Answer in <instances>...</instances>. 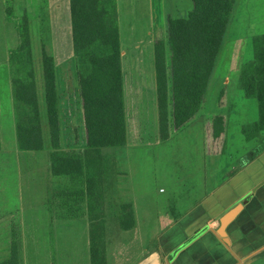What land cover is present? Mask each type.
<instances>
[{"label": "trees", "instance_id": "trees-1", "mask_svg": "<svg viewBox=\"0 0 264 264\" xmlns=\"http://www.w3.org/2000/svg\"><path fill=\"white\" fill-rule=\"evenodd\" d=\"M73 52L76 57L80 98L86 132V148L65 149L55 58L43 51L44 108L38 96L31 54L30 24L23 18L20 44L14 51L24 69L13 79L17 145L20 151L35 152L50 147L53 176L69 180L67 188L56 191L52 202L68 219L87 217L90 222L91 264H107L105 240L104 176L106 161L102 149L127 145L121 41L117 0H69ZM186 18H169L171 94L163 45H157L158 108L161 138H169L172 121L183 129L203 107L220 55L235 0H191ZM10 18L12 8H7ZM9 18V19H10ZM24 58L22 59V57ZM241 86L248 98H255L259 119L245 129L247 139L264 131V35L254 38V60L244 65ZM45 120V122H44ZM214 136L224 130L216 116ZM264 151L261 146L250 160ZM119 223L123 230L135 227L133 205L123 204ZM16 235L10 257L0 264H21Z\"/></svg>", "mask_w": 264, "mask_h": 264}, {"label": "crops", "instance_id": "crops-1", "mask_svg": "<svg viewBox=\"0 0 264 264\" xmlns=\"http://www.w3.org/2000/svg\"><path fill=\"white\" fill-rule=\"evenodd\" d=\"M125 3L127 4V1ZM156 4L157 7L160 5L163 7L160 13L163 15L159 14L155 22L161 20L160 27L165 32V37H160V27L155 28L154 33L150 34L151 45H153L150 65L141 64V58L135 64L129 60L124 62L123 58L128 54L127 50L121 49L127 144L129 136L136 139L141 137L139 140L145 142L150 140L149 136L155 132L153 128V131L147 134V118L138 112L143 89L148 90L146 76L149 75V78L155 80V112L159 129L158 135L152 137L154 141L162 142L159 143L162 146L176 136L180 137L182 134L179 132L188 127H192L191 129L196 132L187 136V140L191 142L189 150L186 151L189 178L185 179L183 175L178 174L176 180L170 184V189L163 187L158 189L152 182H147L140 177L135 178L132 168L123 169L122 173L117 174L116 180H107L108 169L106 168L105 211L107 204L114 205L120 210L123 204L130 203L133 205L135 215L133 229L125 231L120 226V230L114 229L110 237L105 222L107 264H264V151L250 160L259 148L253 149L245 145L236 147L234 142L238 136L230 133V125L232 120L237 121L239 134L244 136L248 143L261 137V146L264 145V131L255 138H246L244 131L253 124L244 117L247 113L245 107L247 103L244 101H248V97L245 95V100L239 102L240 108L236 110L229 88L231 76L240 79L242 69L247 64L243 61L247 45L246 34L250 30L256 32L252 38L253 48L254 38L264 35V0H235L233 23L231 21L229 23L234 28L233 36L229 34V26L226 32L227 39L225 35L218 57L220 58L219 66L216 63L217 72L215 67L205 95L206 98L213 80L217 78L219 81L215 92L220 95L215 105H218L221 111L216 114L208 112L205 109L206 101H204L202 111L196 116L198 118H193L183 129L176 130L172 121L170 122V135L166 140L161 138L159 124L157 45L159 43L163 45L170 95L169 11L179 10L181 0H158ZM149 5L153 7L155 2L150 0ZM62 6L63 2H58L56 9L51 10V13L61 14ZM117 6L119 22L120 0H117ZM52 20L55 27L54 15ZM58 21L60 32L63 24L60 20ZM63 23L67 29V23L70 24L69 6L67 15L65 13L63 16ZM71 29L70 25V33ZM119 30L121 41L120 24ZM78 97L81 106L79 86ZM213 115L221 116L224 120V130L219 137L214 136L213 122L216 116ZM194 142L196 144H193ZM196 145L201 148V155L193 149ZM149 146L152 144L150 143ZM104 149L102 154L108 166V162H112L115 156L108 157V160L103 153ZM136 153L139 158L153 162L157 154L151 149H139ZM225 160L228 162L222 165ZM179 169H183L182 165ZM119 176L122 177L121 181H117ZM138 181L140 184H137ZM243 201L246 203L244 204ZM235 208L239 210L222 231L221 218Z\"/></svg>", "mask_w": 264, "mask_h": 264}, {"label": "rangeland", "instance_id": "rangeland-1", "mask_svg": "<svg viewBox=\"0 0 264 264\" xmlns=\"http://www.w3.org/2000/svg\"><path fill=\"white\" fill-rule=\"evenodd\" d=\"M56 1L0 0V262L10 257L13 237L16 235L14 239L18 244L21 264H91L88 218L72 220L61 216L62 212L52 202L53 194L58 190L65 189L70 185V182L64 177L52 175L49 163L50 147L47 146L44 150L37 152H21L17 145L13 79L18 75V71L23 74L24 69L22 65H16L19 63L14 51L20 44L22 21L27 16L30 24L31 54L41 106L44 105L42 57L45 50L57 60L62 145L65 149L83 150L86 148L82 104L80 106L78 97L79 85L76 57L73 52L72 29L70 33V1ZM149 1L120 0L121 49L127 50L128 54L123 58L124 62L129 60L135 64L141 58V64L150 65L151 63L153 45H151L152 36L150 34H153L154 29L159 28L162 24L161 20L157 23L155 20L162 12L163 7L160 4L157 7L158 0H153L155 2L153 7L149 5ZM58 2H63V10L61 14H52L51 10L56 9ZM68 6L70 24L67 23L66 29L63 16L65 13L67 15ZM9 7L13 9V18L7 14ZM192 9L191 0H181L179 10H170L169 15L172 18H186ZM53 15L55 27L53 26ZM58 20L63 24L60 32L57 25ZM231 22L233 23V18ZM233 32L234 28L231 24L229 34L233 36ZM255 34L256 32L252 30L246 34L247 45L243 55L244 63L254 60L252 38ZM160 35L161 38L165 37L162 27H160ZM219 62L220 58L217 66H219ZM146 79L149 84L147 85L148 90L143 89L138 112L147 118V134L149 135L153 128L155 132L149 136L150 140L145 142L139 140L141 137L136 139L129 136L126 146L104 149L103 153L106 158L115 156L112 162H108V166L106 162L107 180L112 181L117 174L123 172V169L132 168L135 178L140 177L147 182H152L158 189L160 187L170 189V184L176 180L178 174L183 175L185 179L189 178L186 151L189 150L191 142L187 140V136L196 132L191 129L192 127H188L179 132L182 134L180 137L176 136V138L163 143L162 146L159 145L162 142L154 141L152 137L158 135L159 132L155 112V80L149 78V75L146 76ZM218 81L217 78L213 80L210 92L204 100L206 101L205 109L214 114L221 111L218 105H215L220 95L215 92ZM229 88L237 110L240 108L239 102L245 100L240 79L231 76ZM247 100L244 101L247 103L245 106L247 113L244 117L254 123L259 119L258 101L255 98ZM208 102L210 103L208 104ZM203 116H206L205 113ZM230 133L238 136L234 142L236 147L240 148L245 145L254 149L260 148L262 145L261 137L251 143L246 142L244 136L239 134L237 121H231ZM147 134L146 136H148ZM150 143L152 146H149ZM139 149H151L153 152H157L154 162L139 158L136 153ZM193 149L198 155H201V148L196 145ZM228 161H230V157H228ZM228 161L225 160V163L223 161L222 165ZM180 165L183 167L181 170L179 169ZM121 180L122 177L119 176L117 181ZM137 184L140 182L138 181ZM106 187L108 188V183ZM119 211L114 205H106V227L109 237L114 229L120 230Z\"/></svg>", "mask_w": 264, "mask_h": 264}, {"label": "water", "instance_id": "water-1", "mask_svg": "<svg viewBox=\"0 0 264 264\" xmlns=\"http://www.w3.org/2000/svg\"><path fill=\"white\" fill-rule=\"evenodd\" d=\"M244 204L246 203L245 201H243ZM239 209L235 208L233 209L232 211L228 212L226 215H224L221 219V222H222V231L224 229L225 226H227L232 220L233 218L235 217V214L237 213Z\"/></svg>", "mask_w": 264, "mask_h": 264}]
</instances>
